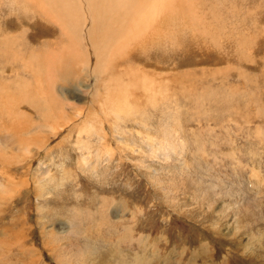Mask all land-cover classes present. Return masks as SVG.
I'll return each mask as SVG.
<instances>
[{"label": "rangeland", "instance_id": "obj_1", "mask_svg": "<svg viewBox=\"0 0 264 264\" xmlns=\"http://www.w3.org/2000/svg\"><path fill=\"white\" fill-rule=\"evenodd\" d=\"M156 3L100 70L91 24L0 0V264H264V0Z\"/></svg>", "mask_w": 264, "mask_h": 264}, {"label": "bare ground", "instance_id": "obj_2", "mask_svg": "<svg viewBox=\"0 0 264 264\" xmlns=\"http://www.w3.org/2000/svg\"><path fill=\"white\" fill-rule=\"evenodd\" d=\"M65 1L66 0H44V2L46 3L45 7H43L42 9L38 8L40 13L32 14L31 17L33 19H36V20H38V18H39V21H41V24L39 27L41 28L43 26H46V28L48 30L54 29L53 28L54 18L56 20H58V24H60L59 27L61 28V30L64 34L63 38L67 37L66 39L69 40V43H70L69 48H71L70 49L71 52L73 51L72 50V43L75 42L76 39L78 40L77 32L79 30V26L84 28L86 33H88L89 34L88 36L90 37V34H91L90 31L91 30H88V28H89V24H91L92 26H90V27L92 28V31H91L92 34H93V32L101 33V36H100V34H98V40H100V41L98 42V44L96 43L94 45V46H96L95 51H94L95 58H96V56H98V59H100L99 65L96 69L99 68L100 70L102 69L106 59L111 54L113 56L114 55L116 56L122 50L127 51V50L131 49L132 41L134 40V42H136V40H137V39H134L135 34L142 36V40H144L146 38L145 34H146L147 30L150 29L151 25H147L144 20L146 18L148 20L153 19V15L155 14V12L158 9H160L158 7V4L156 3L157 0L155 1L154 4H151V5L145 4V2H143V3L134 2L133 3V2H131L133 0H92V2H90L89 0H87L88 2H81V0H76L77 3L74 5L70 0H67V4L71 7L70 9L67 5L64 4ZM162 1H164V0H162ZM54 4L59 5V7H58L59 11L53 10ZM130 4H132V6H130ZM138 4H142V6L140 8H138L137 7ZM43 5L44 4H42V6ZM84 5L86 6V8L84 7ZM160 5H162V4L160 3ZM37 6L34 5L32 11H34ZM152 6H154L157 9L155 12L151 11ZM126 7L128 8V11L126 10ZM160 7H162V9H163V6H160ZM80 12H82V15H83V13H85L83 15L84 17L82 16L83 19L80 17ZM28 13H30V11H26V14H28ZM82 24H84V26ZM91 37H93V35ZM99 37H100V39H99ZM18 40H16L15 42L13 41V43H12V47L17 46V48L15 47V51H16L15 54L16 55H18L17 54L18 50H21V46L18 44ZM150 40H151V38H150ZM6 42H8V38L6 39ZM144 46L147 47L146 44ZM69 48L66 47V49L68 51V52L66 51V55H70V52L68 50ZM132 48H134V47H132ZM131 50H133V49H131ZM50 53H52L53 57H56V58L58 57V54L56 52H54L53 49H49L48 51H46L45 54L48 56V55H50ZM37 57H39V56H37ZM37 57L35 58L33 55L30 60L27 58L29 61H27V59H26V61H27L26 62L27 67L26 68L36 66L37 63H34L33 59H35V61H36ZM53 57H52L53 60L51 59L53 62L52 61L51 62L58 64V62H55L56 58H53ZM47 58H49V56ZM39 59H41V58L39 57ZM47 60H49V59H47ZM39 61H41V60H39ZM49 63H50V61H49ZM49 67H51V66L49 65ZM50 70L51 69H49L48 73L50 72ZM104 71H105V69H104ZM50 75H51V77H53V71L50 72ZM28 87H29V89L25 88V90L22 89V90L18 91L17 97L15 99H11V102L13 101L12 103L14 104L17 101L19 102L20 99L24 98L28 102L32 103L31 99H36L40 92H42V94L44 93V91H42V90H40V91L33 90L32 84H30V83H29ZM122 88H124V87H122ZM122 88H120L118 90L116 88L115 92H122V90H121ZM106 89L109 90L108 93L113 91V89H111L110 86L109 87L107 86ZM123 99H124V97H121V95H119V94L115 95L114 99L112 98L110 101H107V103H105L106 105H108L105 108L106 109L105 111H107V112L113 111V113L115 115H117V112H119V110L121 112L125 111L126 109L123 107L124 104L122 102ZM14 101H16V102H14ZM8 102H9L8 98L6 97V106H7L6 109L7 110L11 109V108H8ZM33 106L36 107V105H33ZM21 111L23 113L22 114L23 116H24V114L26 115L27 111H25L22 108H21ZM89 128L91 129V127H89ZM4 158H2L3 159L2 161H5ZM84 160H86V159H84Z\"/></svg>", "mask_w": 264, "mask_h": 264}, {"label": "crops", "instance_id": "obj_3", "mask_svg": "<svg viewBox=\"0 0 264 264\" xmlns=\"http://www.w3.org/2000/svg\"><path fill=\"white\" fill-rule=\"evenodd\" d=\"M106 109H104V111H105ZM106 112V111H105ZM112 113H113V111H111ZM114 114V113H113Z\"/></svg>", "mask_w": 264, "mask_h": 264}]
</instances>
